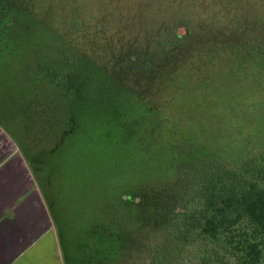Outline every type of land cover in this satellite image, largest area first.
<instances>
[{
	"label": "trees",
	"instance_id": "1",
	"mask_svg": "<svg viewBox=\"0 0 264 264\" xmlns=\"http://www.w3.org/2000/svg\"><path fill=\"white\" fill-rule=\"evenodd\" d=\"M228 2L206 17L193 3L192 29L176 19L144 50L116 54L110 72L89 57L65 55L57 75L79 96L83 132L97 139V172L83 184L97 204L80 208L78 181L54 175L64 170L61 143L73 133L75 109L62 140L26 155L64 264H119L129 251H144L148 264H263L264 0ZM164 71L174 75L164 101L132 86ZM99 103L109 114L87 118ZM186 105L195 116L181 112ZM202 112L212 117L209 138L199 128Z\"/></svg>",
	"mask_w": 264,
	"mask_h": 264
},
{
	"label": "rangeland",
	"instance_id": "2",
	"mask_svg": "<svg viewBox=\"0 0 264 264\" xmlns=\"http://www.w3.org/2000/svg\"><path fill=\"white\" fill-rule=\"evenodd\" d=\"M3 2L8 10L0 11V122L4 125V133L9 135L8 130L18 145H11L9 150L19 164V184L31 185L33 182L25 172L27 165L21 153L30 156L34 151L62 140L69 109H75L73 133L64 137L61 143L64 170L54 169V175L60 176L63 184L78 181L75 193L79 196L80 208L98 202L97 198L90 200L89 195L85 198L89 190L83 184L96 174L99 152L96 137L84 133L81 127L79 96L65 90L66 87L61 85L63 77L57 75L65 69V57L81 54L110 72L113 70L111 60L116 54L119 57L144 50L176 19H181L183 27L192 29L197 20L190 7L193 3L199 8L196 15L200 13L203 17L209 12L224 11L229 3L228 0H0V5ZM230 8L231 12L235 11V7ZM179 31L182 33L183 29ZM75 73L74 70L68 83H72ZM154 74L151 80L145 81L141 77L142 80L132 86L144 96L164 101L173 93L171 80L174 75L166 71L164 76L152 81ZM51 78L58 85L57 89ZM124 79L129 82L128 78ZM216 80L215 83L220 85ZM102 108L100 103L88 108L87 118L99 112L108 115L110 111ZM181 112L189 118L196 115V109L189 105L181 107ZM202 115L204 124L199 128L207 132L209 138L214 129L212 117L208 113L202 112ZM215 133L221 136L222 132L219 129ZM46 159L51 160V157L47 155ZM119 264H148V260L144 251H129Z\"/></svg>",
	"mask_w": 264,
	"mask_h": 264
},
{
	"label": "crops",
	"instance_id": "3",
	"mask_svg": "<svg viewBox=\"0 0 264 264\" xmlns=\"http://www.w3.org/2000/svg\"><path fill=\"white\" fill-rule=\"evenodd\" d=\"M6 132L0 122V264H64L42 190L24 153L25 172L33 182L20 186L19 164L9 150L18 145Z\"/></svg>",
	"mask_w": 264,
	"mask_h": 264
}]
</instances>
